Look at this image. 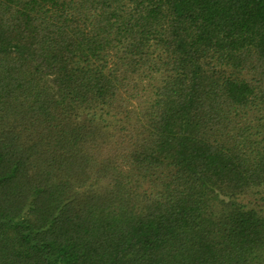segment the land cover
Returning <instances> with one entry per match:
<instances>
[{"label":"trees","instance_id":"obj_1","mask_svg":"<svg viewBox=\"0 0 264 264\" xmlns=\"http://www.w3.org/2000/svg\"><path fill=\"white\" fill-rule=\"evenodd\" d=\"M0 264H264V0H0Z\"/></svg>","mask_w":264,"mask_h":264}]
</instances>
